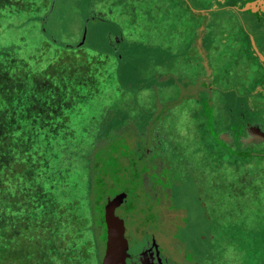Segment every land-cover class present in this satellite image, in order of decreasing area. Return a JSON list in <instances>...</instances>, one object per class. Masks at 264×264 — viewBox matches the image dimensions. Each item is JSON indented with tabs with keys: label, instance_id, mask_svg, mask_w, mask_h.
I'll use <instances>...</instances> for the list:
<instances>
[{
	"label": "rangeland",
	"instance_id": "rangeland-1",
	"mask_svg": "<svg viewBox=\"0 0 264 264\" xmlns=\"http://www.w3.org/2000/svg\"><path fill=\"white\" fill-rule=\"evenodd\" d=\"M249 1L0 0V264H100L106 208L163 264H264Z\"/></svg>",
	"mask_w": 264,
	"mask_h": 264
},
{
	"label": "water",
	"instance_id": "water-1",
	"mask_svg": "<svg viewBox=\"0 0 264 264\" xmlns=\"http://www.w3.org/2000/svg\"><path fill=\"white\" fill-rule=\"evenodd\" d=\"M253 9L255 11L264 12V1L257 0L256 2L248 3V5L242 7V9ZM255 52L260 56L262 62H264V57L258 53L257 48L252 43ZM126 194L122 192L115 196L113 201L118 200L119 203H122ZM117 205V204H115ZM113 209H107L103 214V221L105 223V244L103 257L100 261V264H127L126 261L130 258V253L128 251L129 245L128 240L125 237V225L122 218L114 214ZM157 249L155 243L152 244Z\"/></svg>",
	"mask_w": 264,
	"mask_h": 264
},
{
	"label": "flooded vegetation",
	"instance_id": "flooded-vegetation-1",
	"mask_svg": "<svg viewBox=\"0 0 264 264\" xmlns=\"http://www.w3.org/2000/svg\"><path fill=\"white\" fill-rule=\"evenodd\" d=\"M205 87L210 89L211 85H206ZM258 91L261 92V89H259ZM259 123H260L261 128L264 130V120H260ZM125 200L127 199H124L121 204H123ZM115 210L116 209L113 210L114 214L122 218V216L119 215L117 212H115ZM122 219L125 225V220L124 218ZM125 231H126V226H125ZM127 240H128V245H129L128 251L130 253V258H128L126 261L127 264H163L164 263L165 261L164 255H162L160 248L156 244V241L154 240L153 236H151V239L146 241L144 245H142L138 241L131 242L129 239ZM153 243H155V245L157 246V249L154 248L155 246H152Z\"/></svg>",
	"mask_w": 264,
	"mask_h": 264
},
{
	"label": "trees",
	"instance_id": "trees-1",
	"mask_svg": "<svg viewBox=\"0 0 264 264\" xmlns=\"http://www.w3.org/2000/svg\"><path fill=\"white\" fill-rule=\"evenodd\" d=\"M2 57V56H1ZM6 62V59H3V63ZM0 75H6L5 72H0ZM16 75V74H15ZM19 75V74H18ZM10 88H12V84H10L9 86ZM8 87V88H9ZM89 164L87 163V179L90 183H94V179H93V173L91 172V163H92V157L90 156L88 159ZM89 183V184H90ZM94 185V184H93ZM91 186V185H90ZM102 218V217H101ZM78 224V228L77 231L75 233H73L72 235H81V232L86 231L88 229H95L98 230V232L96 233L95 237L96 239H99V242L97 243V247L100 250V257H101V252L104 249V244H105V224L103 221L100 222H77ZM100 247H102L103 249H101ZM27 255V252H25ZM21 257H25L23 255H20L19 258L16 260L18 262V264H22L21 263Z\"/></svg>",
	"mask_w": 264,
	"mask_h": 264
},
{
	"label": "crops",
	"instance_id": "crops-1",
	"mask_svg": "<svg viewBox=\"0 0 264 264\" xmlns=\"http://www.w3.org/2000/svg\"><path fill=\"white\" fill-rule=\"evenodd\" d=\"M257 0H252V1H249L248 3H251V2H256ZM244 7V6H243ZM193 12H195L196 13V11L195 10H193ZM259 12H261V11H259ZM205 13H208V12H205ZM254 46H255V43H254ZM252 47H253V45H252ZM256 47V46H255ZM253 51H254V53H255V55H258L256 52H255V50H254V47H253ZM197 52V51H196ZM262 67L264 68V62H262ZM204 72L205 73H207L206 72V67H205V69H204ZM204 74V73H203ZM209 85H211V88L209 89V88H206L205 87V92H209V91H211V90H213L214 89V87H213V84H209ZM257 88H252V89H250V90H248V91H244L245 92V94H251V95H253V94H257V93H260V94H264V80H263V82H262V84L261 85H259V86H256ZM259 89H261V92L260 91H258ZM249 99V98H248ZM250 110L251 109H255L254 107H251V108H249ZM255 116V115H254ZM262 118V119H261ZM254 119V118H253ZM260 120H264V116L262 115V116H260V118L255 122V125H258V126H260V123H259V121ZM224 137V136H223ZM225 138V137H224ZM225 140H226V138H225ZM229 142H231L230 140H229ZM263 142H264V140H263Z\"/></svg>",
	"mask_w": 264,
	"mask_h": 264
}]
</instances>
